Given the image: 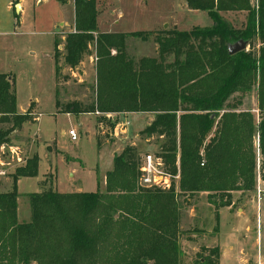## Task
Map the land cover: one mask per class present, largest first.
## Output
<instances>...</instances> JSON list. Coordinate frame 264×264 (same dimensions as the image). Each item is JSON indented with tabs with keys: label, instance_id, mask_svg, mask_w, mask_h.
<instances>
[{
	"label": "trees",
	"instance_id": "16d2710c",
	"mask_svg": "<svg viewBox=\"0 0 264 264\" xmlns=\"http://www.w3.org/2000/svg\"><path fill=\"white\" fill-rule=\"evenodd\" d=\"M185 1L213 26L162 31L157 58L136 61L127 52V39L147 41L146 32H100L98 0H74L75 31L64 45L71 69L93 45L96 73L95 101L68 105L66 114H98L97 125L110 131L113 115H153L141 136L159 139L155 157L172 177L170 188L142 186L141 154L127 147L113 158L104 191L30 194L31 221L22 224L18 181L38 176L33 157L0 193V264H184L180 196L207 194L220 209L264 182V0ZM223 14L246 16L233 24ZM239 41L249 50L231 56ZM254 88L257 118L240 98L230 104ZM31 107L18 112L14 79L0 75V148L32 120ZM201 250L194 264H219V248Z\"/></svg>",
	"mask_w": 264,
	"mask_h": 264
},
{
	"label": "rangeland",
	"instance_id": "374dc122",
	"mask_svg": "<svg viewBox=\"0 0 264 264\" xmlns=\"http://www.w3.org/2000/svg\"><path fill=\"white\" fill-rule=\"evenodd\" d=\"M66 1L68 4L59 0L31 1L29 11L20 18V26L16 27L19 34L13 35L14 31L8 38L0 37V45L5 40L6 47L2 48L10 53L4 57L6 53L0 50V73H12L15 77L20 112L29 110L32 105V120L12 136L8 146L0 148V191L11 189L16 171L25 167L28 160L39 157L38 176L21 178L18 182V221L22 224L31 221L30 194L49 189L59 193L104 191L105 176L113 169L115 154H120L127 147H135L143 162L145 156H155L159 152L157 137L146 139L141 136V132L153 121V115L111 116V120L117 123L116 130H119L115 136V129L110 131L97 125V114H66L68 105L89 107L95 101L96 91L95 68L91 59L95 51L93 45L75 70L77 76L66 71L62 76L67 83L63 89L57 87L53 60L55 38H63L67 32L63 30L74 21L73 0ZM98 9L100 32H146L147 41L132 37L126 41L127 52L136 61L158 57L155 37L164 30L188 32L193 28L208 29L213 26L207 12L190 10L185 0H98ZM245 16L238 14L230 18L239 24ZM62 23L65 27L60 26ZM56 51L59 57L61 49L56 47L55 54ZM238 98L242 100V109L252 110L257 118V89L243 97L235 95L230 104ZM56 101L61 103L58 108ZM70 130L77 132V141L68 137ZM233 197L241 195L234 194ZM186 202L184 196H180L182 208ZM256 204L257 201H254L248 206L247 216L257 214ZM261 209L264 218V196ZM190 235L181 237L184 264H194L196 255L202 253L201 249H206L201 242L186 241ZM222 235L227 252L225 264H242L238 240H232L229 234ZM230 244L235 249L233 253L229 251ZM261 249L264 255V240ZM254 250L257 254L258 250Z\"/></svg>",
	"mask_w": 264,
	"mask_h": 264
},
{
	"label": "crops",
	"instance_id": "0c3cea01",
	"mask_svg": "<svg viewBox=\"0 0 264 264\" xmlns=\"http://www.w3.org/2000/svg\"><path fill=\"white\" fill-rule=\"evenodd\" d=\"M31 1L32 3L33 1L38 2L37 0H18V3H15L13 0H0V4L2 5V10L0 11L1 39L10 37L12 32L14 31L15 32L13 33V35L19 34L16 31V27L20 26V18L25 14H27V12L29 11L30 9L29 3ZM41 1L42 0H40L39 2ZM59 1H61L62 4H66V3L68 4L66 0H59ZM17 4H20L19 13H17L15 10ZM73 8H74V0H73ZM223 15L227 20H229L234 24L232 18L230 17L231 16L235 17L236 14H223ZM73 19H74L73 24L69 25L68 27H65V24L63 23L60 25L61 27H65L66 29L63 31H67V32L64 34L63 38H60L59 36L56 37L54 44L55 49H56V45L57 48L61 49L58 57V64L56 65L55 62V49L53 54V60L55 62V77L57 80V87L62 89L63 86L67 83L66 81H64L62 75H65V72L67 71V72H72V75L77 76L75 70H77V68L83 63L82 61V63L77 68L71 69L70 67H68V65L65 63L64 60V56H65L64 45H65L66 36L68 34L74 33L75 31V9H74ZM167 26L168 24L165 26L164 29H166ZM171 30H178V29H171ZM4 44H5V40H3L2 44L0 45V50H3L6 53L4 55L5 57L10 55V53L6 51L4 48H2V47H6L4 46ZM91 59H92L93 68H95V54L91 56ZM0 75H8L9 80L14 79V90L16 92V97H17L16 79L14 76H12V73L5 72V73H0ZM95 77H96V73H95ZM58 103L61 105L60 101ZM36 105L38 106L37 103ZM17 110L19 113L26 112V111L20 112L18 106H17ZM57 110L59 111L60 109ZM131 115H137V114H127V115H118V116L123 117V116H131ZM62 135H64V132L62 133ZM115 155L113 156V158L115 157ZM256 189L260 191V194L257 195V190H256L255 193H250L244 197L242 196L239 198L233 197L232 204L229 207H224L220 209H217L215 207L214 200L209 201L207 194H200L193 198H188L185 207L181 210L182 211L181 231L186 232V234H191L190 236L187 237L189 240L186 241H190L193 243L201 242L203 243V245H205V248L208 250L219 248L220 250L219 264H225L226 263L225 255L227 252L224 247V243H223L224 237L222 234H229V237L232 240H238V247L240 248L239 259L242 264H264L263 251L262 249L260 251V246H263V240H264V218L261 212L262 211L261 205L264 196V182L258 180ZM10 190L11 189L9 188V190L0 191V193H6L9 192ZM235 194L241 195L240 193H235ZM254 201H257L256 204L257 214L252 216L249 215L247 216L246 213L248 206L252 205ZM254 249L258 250L257 254ZM234 250H235L234 247L230 244L229 251L233 253Z\"/></svg>",
	"mask_w": 264,
	"mask_h": 264
},
{
	"label": "built area",
	"instance_id": "2783aa9c",
	"mask_svg": "<svg viewBox=\"0 0 264 264\" xmlns=\"http://www.w3.org/2000/svg\"><path fill=\"white\" fill-rule=\"evenodd\" d=\"M116 129L117 127L115 128V136L118 135L117 131H119ZM68 137H70L72 141H77L79 138L75 130H70L68 132ZM141 174L140 183L144 187L170 188L171 186L172 177L164 172L162 160L153 155L144 157ZM258 193L260 194L259 190Z\"/></svg>",
	"mask_w": 264,
	"mask_h": 264
},
{
	"label": "water",
	"instance_id": "95a60500",
	"mask_svg": "<svg viewBox=\"0 0 264 264\" xmlns=\"http://www.w3.org/2000/svg\"><path fill=\"white\" fill-rule=\"evenodd\" d=\"M15 10H16L17 13L20 12V4L16 5ZM247 47H248V44L246 42L239 41V42H237V43H235L233 45H230L229 48H228V51H229V54L231 56H233V55H236L238 53L247 51Z\"/></svg>",
	"mask_w": 264,
	"mask_h": 264
}]
</instances>
